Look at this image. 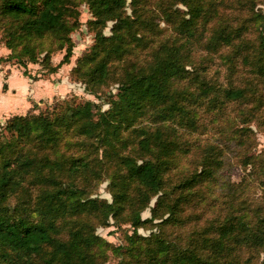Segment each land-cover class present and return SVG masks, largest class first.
Wrapping results in <instances>:
<instances>
[{"label":"rangeland","instance_id":"obj_1","mask_svg":"<svg viewBox=\"0 0 264 264\" xmlns=\"http://www.w3.org/2000/svg\"><path fill=\"white\" fill-rule=\"evenodd\" d=\"M70 1L74 4L71 20L76 19L77 25L69 33L73 44L69 62L61 63L65 47L59 49L55 41L40 39L33 42L37 58L24 56L25 64L17 65L15 59L4 60L11 50L0 36V47L7 52L0 55V62L16 65L22 74L26 70L30 79L59 83L65 92L59 89L53 97L41 99L35 109L4 114L0 117V139L9 137L6 126L11 118L31 112L54 115L89 102L96 120L110 109L111 100L119 94V80L127 72L147 70L163 55V47L185 44L180 60L184 71L173 79L170 89L177 100V114L165 122L156 115L161 108L153 112L148 109L136 124L151 134L168 126L161 130L162 137L177 146L163 173L164 193L153 195L144 205L141 225L131 221L133 208L144 203L133 189L132 200L119 217L110 214L106 220H99V214H91L86 221L105 242L104 264H169L171 251L194 252L215 264H264V54L259 46L264 0H207V18L197 21L194 37L187 40L176 26L187 10L184 5L174 0H142L141 21L149 22L139 31L142 41L138 48L110 63L106 83L93 91L72 71L95 43V33L89 28L93 14L85 1ZM131 2L126 0L128 15H132ZM159 5L165 9L161 11ZM111 26L108 22L103 28L104 36L111 35ZM45 53L48 61H43ZM55 66L58 68L52 71ZM236 89L242 91L240 98L225 96L227 90ZM174 134L176 139H171ZM124 135L123 145L114 148L120 154L151 158L159 150L158 145H151V150L144 152L135 132ZM113 155L115 151L100 148L95 156L104 163L92 164L100 175L78 182L86 188V197L103 204L112 202L109 176L118 172ZM199 173L197 182L183 185L184 180ZM34 196L12 197L7 203L11 207L22 201L28 205ZM224 225L229 229L227 236L220 233ZM66 235L65 231L62 237ZM157 241L167 242L171 249L161 251L156 248Z\"/></svg>","mask_w":264,"mask_h":264},{"label":"trees","instance_id":"obj_2","mask_svg":"<svg viewBox=\"0 0 264 264\" xmlns=\"http://www.w3.org/2000/svg\"><path fill=\"white\" fill-rule=\"evenodd\" d=\"M83 1L93 14L89 28L95 33V43L72 71L93 91L106 83L108 66L114 59L138 48L142 41L139 31L149 22L141 21L142 0H132V15L125 11L126 0ZM174 1L187 8L185 14L181 13L177 30L186 40L194 37L197 21L208 16L207 3L211 0ZM73 7L70 0H0V36L4 46L11 50L4 60L15 59L17 65L23 66L24 56L29 60L37 58L33 42L49 39L55 41L59 49L65 47L61 63L69 62L73 47L69 33L77 25L76 19L71 20ZM159 7L161 11L165 9ZM108 22H112L111 35L104 36L102 30ZM259 46L264 54V21ZM182 50H186L185 44L165 46L163 55L147 70L127 72L126 77L119 80V94L111 100L110 109L96 120L89 102L77 104L65 113L31 112L9 120L6 130L10 135L5 140L0 139V264H104L107 260L105 242L94 234L93 225L86 220L91 214H99V220H106L110 214L119 217L132 200L131 189L144 199L142 205L133 208L131 221L135 226L144 223L140 220V211L153 195L164 193L163 173L172 162L177 146L173 140L165 141L162 137L161 130L168 126L156 128L151 134L144 127L136 128V124L148 109L153 112L161 108L156 115L165 122L177 114V100L170 89L173 79L184 71L180 62L184 58ZM47 59L45 53L43 61ZM23 74L28 76L26 70ZM225 96L235 100L242 96V91L227 90ZM35 108L37 104L29 109ZM126 131L135 132L142 151H150L151 145H158L159 150L151 158L120 154L114 148L123 145ZM170 137L176 139L175 134ZM100 148L115 151L112 160L117 161V174L109 176L110 204L86 197V188L78 183L100 175L92 165L97 161L100 166L104 163L95 156ZM71 149L75 152L69 151ZM199 176L200 173L192 175L182 183L190 186ZM31 193L35 194L32 203L25 205L22 201L8 206L12 197L26 199ZM68 223H71L69 227ZM65 231L67 235L63 238ZM220 233L221 236L229 234L226 225ZM156 248L171 249L163 241H157ZM169 264L215 263L194 252L171 251Z\"/></svg>","mask_w":264,"mask_h":264},{"label":"crops","instance_id":"obj_3","mask_svg":"<svg viewBox=\"0 0 264 264\" xmlns=\"http://www.w3.org/2000/svg\"><path fill=\"white\" fill-rule=\"evenodd\" d=\"M6 53L1 46L0 55ZM3 82L6 84L5 88ZM56 84L58 85H54L49 79H30L23 76L16 65L0 62V117L4 114L26 111L32 104H38L41 99L53 97L59 89L62 90L61 93H65L64 87Z\"/></svg>","mask_w":264,"mask_h":264}]
</instances>
